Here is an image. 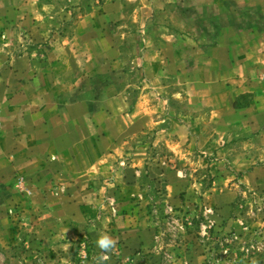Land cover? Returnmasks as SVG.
Returning a JSON list of instances; mask_svg holds the SVG:
<instances>
[{
	"label": "crops",
	"instance_id": "crops-1",
	"mask_svg": "<svg viewBox=\"0 0 264 264\" xmlns=\"http://www.w3.org/2000/svg\"><path fill=\"white\" fill-rule=\"evenodd\" d=\"M211 1L206 15L216 11L223 17L211 27L217 33L213 38L205 34L210 26L203 29L196 20L195 27L190 23L183 34L176 25L162 30L152 18L153 0H0V17L4 23L8 20L0 31L23 27L32 42L29 54L0 55V99L3 112L11 117L3 121L1 137L35 152L13 162L5 157L6 166H21L25 175L70 176L71 161L86 159L85 145L95 142L93 133H99L96 138L101 141L117 144L154 124L155 110L144 95L131 104L120 103L122 81L130 68L152 81L158 96L163 92L169 96L167 80L171 81V97L163 100L168 115L158 119L157 135L171 145L177 158L195 151L204 156L221 154L232 161L230 168L242 174L243 182L264 172V164L257 163L264 151V27L256 18L246 19L247 9L260 11L261 1L253 0V7L246 0H208V4ZM128 14L133 33L121 22ZM69 22L73 29L68 39ZM44 29L48 40L41 59L32 49L36 51L39 31ZM126 41L131 49L127 57ZM80 51L85 52L83 60ZM181 93L191 104L189 112L172 104ZM115 95L118 98H110ZM109 106L111 114L97 119ZM198 107H203V117L197 114ZM172 130L173 139L168 137ZM94 160L92 172L85 171L89 176L101 174L100 158ZM112 232L113 239L118 231ZM120 232L132 247L140 245L145 235L135 228Z\"/></svg>",
	"mask_w": 264,
	"mask_h": 264
},
{
	"label": "rangeland",
	"instance_id": "rangeland-1",
	"mask_svg": "<svg viewBox=\"0 0 264 264\" xmlns=\"http://www.w3.org/2000/svg\"><path fill=\"white\" fill-rule=\"evenodd\" d=\"M207 1L153 0L152 18L162 30L176 25L181 34L189 31L190 23L195 27L196 20L203 29L210 26L204 33L213 38L217 33L211 27L223 17L216 11L207 16V7L213 6ZM246 1L253 7V0ZM260 1V11L247 9L246 19L253 22L256 18L264 27V0ZM127 16L121 20L123 29L133 33L135 26ZM44 17L43 13L39 23ZM7 21L0 17V28ZM72 29L69 22L68 39ZM199 34L203 33L199 30ZM46 37L45 29L39 31L36 51L32 49L41 59L46 55ZM29 39V30L23 27L17 32L1 30L0 55L29 54ZM126 45L127 41L125 57L131 53ZM78 53L83 60L85 52ZM122 83L120 103L131 104L144 95L155 110L151 112L154 124L117 144L101 141L96 138L99 133L92 132L95 142L85 145V160L71 161L74 173L70 176L25 175L21 166H6L5 157L13 162L35 152L10 137H1L2 123L11 117L3 112L0 99V264H264V172L243 182L242 174L230 168L232 161L221 154L204 156L195 151L177 158L171 145L159 141L157 135L158 119L168 115L163 100L171 97V81L167 80L169 96L164 92L158 96L153 82L130 68ZM181 95L172 104L189 112L191 104ZM109 108L96 118L103 120L111 114ZM197 114L204 116L203 107H198ZM173 135L172 130L168 137L173 139ZM261 155L257 163L264 164V151ZM95 158L102 163L101 174L89 176L85 171L92 172ZM123 221L125 225L118 224ZM125 228L145 233L140 245L129 246L120 232ZM116 230V243L107 251L93 240L104 232L110 237ZM220 238L226 243L236 239V246L228 250ZM238 251H243L239 258Z\"/></svg>",
	"mask_w": 264,
	"mask_h": 264
},
{
	"label": "clouds",
	"instance_id": "clouds-1",
	"mask_svg": "<svg viewBox=\"0 0 264 264\" xmlns=\"http://www.w3.org/2000/svg\"><path fill=\"white\" fill-rule=\"evenodd\" d=\"M115 240H113L112 238H110L107 234H103L101 235L98 240H97V245L100 249L102 250H109L111 248L114 247L115 245ZM107 258V257H105Z\"/></svg>",
	"mask_w": 264,
	"mask_h": 264
},
{
	"label": "trees",
	"instance_id": "trees-1",
	"mask_svg": "<svg viewBox=\"0 0 264 264\" xmlns=\"http://www.w3.org/2000/svg\"><path fill=\"white\" fill-rule=\"evenodd\" d=\"M223 239H224V238H220V239H219V241H221V246H222V245H223V246H224V245L228 246V250L236 246V243H237V242H236V239H232L230 243H226V241H224ZM218 247H219V245H218ZM218 247H217V251L219 250ZM242 253H243V251H238V253H237L238 256H237V257H238V258L241 257V256H242Z\"/></svg>",
	"mask_w": 264,
	"mask_h": 264
}]
</instances>
